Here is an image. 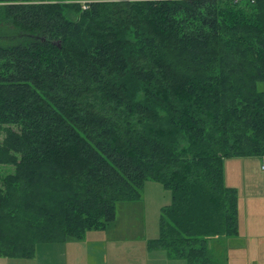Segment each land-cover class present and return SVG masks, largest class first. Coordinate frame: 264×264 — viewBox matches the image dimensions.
Returning <instances> with one entry per match:
<instances>
[{"label": "trees", "instance_id": "obj_1", "mask_svg": "<svg viewBox=\"0 0 264 264\" xmlns=\"http://www.w3.org/2000/svg\"><path fill=\"white\" fill-rule=\"evenodd\" d=\"M0 257L84 237L172 190L148 241L216 264L228 157L264 155V0H0Z\"/></svg>", "mask_w": 264, "mask_h": 264}, {"label": "rangeland", "instance_id": "obj_2", "mask_svg": "<svg viewBox=\"0 0 264 264\" xmlns=\"http://www.w3.org/2000/svg\"><path fill=\"white\" fill-rule=\"evenodd\" d=\"M4 135V129H0V141ZM224 169L226 184L238 190L240 233L210 239L212 257L216 264H264V155L228 157ZM10 170L11 166L1 165L0 175ZM172 199V190L162 181L148 179L140 198L118 202L116 218L105 227L87 230L81 240L41 243L40 252L44 245L51 250L62 248L65 255L59 264H139L140 260L143 264L146 260L159 264L156 260L160 255L153 252L167 250L151 248L147 242L159 236L163 208ZM8 259L15 264L37 262L32 258ZM172 260L186 264L183 259Z\"/></svg>", "mask_w": 264, "mask_h": 264}, {"label": "crops", "instance_id": "obj_3", "mask_svg": "<svg viewBox=\"0 0 264 264\" xmlns=\"http://www.w3.org/2000/svg\"><path fill=\"white\" fill-rule=\"evenodd\" d=\"M239 233H240V221H239ZM222 238H225V237H220V238L216 237L213 239L217 240V239H222ZM47 247L49 246L44 245L42 252H40V249L38 246L36 256L32 259L36 260L37 261L36 263L38 264H59L61 263V258H63V255H65L64 250L62 248H53V250H51V248H47ZM153 255H160V259L156 260L159 264H175V261L172 260L173 258L170 257L166 251L165 252H153ZM53 257H56L58 260L55 258V261L50 262V259ZM14 261L15 260H12V259L10 260L5 257H0V264H15ZM152 262L154 261L152 260ZM139 264H143L142 260H140ZM146 264H148L147 260H146Z\"/></svg>", "mask_w": 264, "mask_h": 264}]
</instances>
